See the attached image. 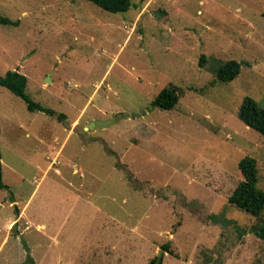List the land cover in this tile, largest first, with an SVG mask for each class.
Returning a JSON list of instances; mask_svg holds the SVG:
<instances>
[{"label":"rangeland","instance_id":"1","mask_svg":"<svg viewBox=\"0 0 264 264\" xmlns=\"http://www.w3.org/2000/svg\"><path fill=\"white\" fill-rule=\"evenodd\" d=\"M131 2L0 0L18 20L0 75L53 111L0 85V264H264L255 216L228 201L244 156L264 190V137L237 116L245 96L264 107V0ZM214 59L239 72L214 81ZM169 83L177 103L151 105Z\"/></svg>","mask_w":264,"mask_h":264},{"label":"trees","instance_id":"2","mask_svg":"<svg viewBox=\"0 0 264 264\" xmlns=\"http://www.w3.org/2000/svg\"><path fill=\"white\" fill-rule=\"evenodd\" d=\"M98 7L109 12L126 11L130 7H134L135 3L131 0H88ZM163 12V11H161ZM264 16V13H263ZM0 24L17 25L18 20H12L6 16L0 15ZM204 56L201 55L198 64L203 66ZM241 62L234 59L219 60L214 59L211 63V70L214 75V81L226 82L235 77L239 72ZM26 77L17 70H7L3 75H0V85L7 88L14 95L20 97L30 110H41L52 115L53 111L33 103L29 100L24 92ZM180 96L179 89L169 83L160 89L156 96L152 99L151 105L162 108H172ZM238 118L245 126L253 129L264 137V107L248 97H243L238 111ZM1 160V152H0ZM238 172L241 179L236 184L235 188L228 196V201L239 209L255 216L256 222L251 226V231L264 238V190H260L256 186L257 182V165L256 160L250 156H244L237 162ZM6 185L2 182L1 161H0V188H5ZM211 218L216 219L214 215ZM163 250L167 249V245L162 246ZM155 258L150 262L153 264ZM26 263L35 264V262L27 256Z\"/></svg>","mask_w":264,"mask_h":264},{"label":"water","instance_id":"3","mask_svg":"<svg viewBox=\"0 0 264 264\" xmlns=\"http://www.w3.org/2000/svg\"><path fill=\"white\" fill-rule=\"evenodd\" d=\"M95 123H97L98 125H100V126H105L107 123H108V121L106 120V121H96V122H93V124H95ZM161 250L158 252V255L156 256V259L154 260V262H153V264H159V262H160V259H161Z\"/></svg>","mask_w":264,"mask_h":264},{"label":"crops","instance_id":"4","mask_svg":"<svg viewBox=\"0 0 264 264\" xmlns=\"http://www.w3.org/2000/svg\"><path fill=\"white\" fill-rule=\"evenodd\" d=\"M17 218H18V217H17ZM17 218H16V219H17ZM35 264H36V263H35Z\"/></svg>","mask_w":264,"mask_h":264}]
</instances>
